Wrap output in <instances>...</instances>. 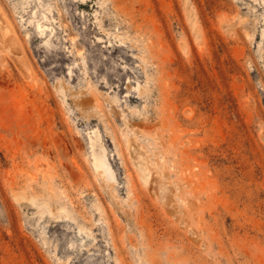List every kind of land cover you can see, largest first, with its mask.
<instances>
[{"label": "rangeland", "instance_id": "374dc122", "mask_svg": "<svg viewBox=\"0 0 264 264\" xmlns=\"http://www.w3.org/2000/svg\"><path fill=\"white\" fill-rule=\"evenodd\" d=\"M0 264H264V0H0Z\"/></svg>", "mask_w": 264, "mask_h": 264}, {"label": "bare ground", "instance_id": "6f19581e", "mask_svg": "<svg viewBox=\"0 0 264 264\" xmlns=\"http://www.w3.org/2000/svg\"><path fill=\"white\" fill-rule=\"evenodd\" d=\"M39 1H41V0H39ZM27 2H29V0H27ZM38 28L43 31L44 28H46V26L43 27V24L39 21L38 22ZM4 34H5L6 40H10L11 37L14 36V35H12V31L9 30V29L4 30ZM132 151H133V157H134L135 163L138 166V170H139L140 174L142 176L147 175L148 174V170L150 169V168L148 169V166L150 164H148L149 162L146 160L142 150H140L139 148L136 147V148L132 149ZM93 163H94L95 168L97 170H99L100 172H102V174H104V175H106L107 177H110V178H112L114 176L111 164H110V162L108 160V157H107V154H106V150H105L104 147L101 148V151H98V152L95 151L94 152V161H93Z\"/></svg>", "mask_w": 264, "mask_h": 264}]
</instances>
